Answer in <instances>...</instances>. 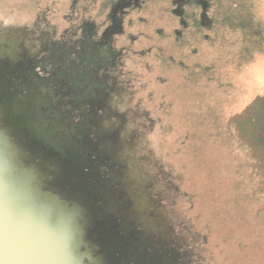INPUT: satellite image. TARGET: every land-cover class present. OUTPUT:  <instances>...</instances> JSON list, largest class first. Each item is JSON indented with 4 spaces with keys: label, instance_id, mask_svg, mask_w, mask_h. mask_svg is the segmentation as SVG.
<instances>
[{
    "label": "rangeland",
    "instance_id": "1",
    "mask_svg": "<svg viewBox=\"0 0 264 264\" xmlns=\"http://www.w3.org/2000/svg\"><path fill=\"white\" fill-rule=\"evenodd\" d=\"M109 1L0 0L6 126L111 264H264V0Z\"/></svg>",
    "mask_w": 264,
    "mask_h": 264
},
{
    "label": "clouds",
    "instance_id": "2",
    "mask_svg": "<svg viewBox=\"0 0 264 264\" xmlns=\"http://www.w3.org/2000/svg\"><path fill=\"white\" fill-rule=\"evenodd\" d=\"M0 264H100L83 209L0 137Z\"/></svg>",
    "mask_w": 264,
    "mask_h": 264
},
{
    "label": "water",
    "instance_id": "3",
    "mask_svg": "<svg viewBox=\"0 0 264 264\" xmlns=\"http://www.w3.org/2000/svg\"><path fill=\"white\" fill-rule=\"evenodd\" d=\"M6 113L7 112L5 111V106L0 102V137H2L5 134L13 137L16 144L20 148L21 152L24 154L25 157L28 158L29 162L36 163L46 173L47 177L50 180L51 186L57 191L64 194L67 198L72 200V198L68 197V195L62 189L61 183H58L54 179L53 173L55 171L57 172L56 166H53V164L49 160H47L46 157L39 155L37 152L31 151V153L29 154L28 151L30 150V146L27 142L23 140L24 133L15 132L12 127L6 126L5 124V119L7 116ZM73 201H75L82 208V205L81 203H79L80 202L79 200L77 201L73 199ZM83 212L86 220L87 238L96 247L98 255L100 257V264H111L110 262H108L109 261L108 256L110 255L109 248L106 245H104V243L102 242L101 239L98 238V236H96L95 234L93 235L90 232V228H93L94 230L95 227L93 226L92 220L89 219L90 217L86 216L85 211Z\"/></svg>",
    "mask_w": 264,
    "mask_h": 264
},
{
    "label": "flooded vegetation",
    "instance_id": "4",
    "mask_svg": "<svg viewBox=\"0 0 264 264\" xmlns=\"http://www.w3.org/2000/svg\"><path fill=\"white\" fill-rule=\"evenodd\" d=\"M149 1V0H111L109 1L108 4H105L106 6H108V8L110 9H116L115 10V14L117 16H114L113 19H111L108 15V19L106 21V25L103 26V29H106V27H110L111 24L116 21L114 23V30L112 29V35H118L116 33H119V31L117 30V23L119 24H122L123 25V20L127 17V14L129 13V8H133L132 6L133 5H137V8L138 7H143L144 4ZM94 2V1H92ZM173 5H177V10H175V13H177L180 17V21H179V24L182 28L186 29L189 25V17L191 16H195L194 14L195 11H194V7L196 8L198 5L202 8L205 4L204 2L201 3L200 0H173ZM197 5V6H196ZM118 8V10H117ZM188 9H191V13L190 14H187V10ZM202 10V9H201ZM197 18V17H195ZM200 20H201V23L200 24H203L205 25L206 21H207V17H206V14L203 13V10L201 11L200 13ZM120 30V29H119ZM122 30V28H121ZM118 31V32H117ZM124 31L121 33H119V35L123 34ZM181 35V33L179 34ZM104 38V37H103Z\"/></svg>",
    "mask_w": 264,
    "mask_h": 264
}]
</instances>
